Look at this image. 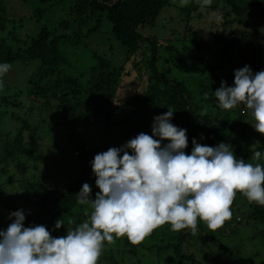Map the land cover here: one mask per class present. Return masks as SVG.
Here are the masks:
<instances>
[{"label":"trees","instance_id":"trees-1","mask_svg":"<svg viewBox=\"0 0 264 264\" xmlns=\"http://www.w3.org/2000/svg\"><path fill=\"white\" fill-rule=\"evenodd\" d=\"M21 1L25 2V0ZM30 1L46 6L51 3L63 4V1L66 0ZM221 2L223 9L220 8L221 4L218 3L213 7L206 6L203 10L198 5L193 10L187 8L185 11L182 10L181 3L180 5L177 4L178 8L176 7L175 11L180 12L179 16L181 22H183L184 31L182 34L179 31L176 32V35L172 36L173 40L168 41L166 38L155 40L157 39L155 37H143L141 32L143 28L153 27L163 10L173 8L169 6L167 0H71L70 7L67 8V11H70L71 20L60 22L59 27L65 31L71 25H74L76 29L79 27H88V29L82 35L74 34L71 45L63 50L61 42L68 43V40L60 36L55 39L52 38V33L46 26H42L36 34H28V40L20 42L23 47H27L22 49L21 45L19 46L20 40L16 39L18 31L21 29L20 26H22V23L25 25V20H42L43 13L38 10L36 12H39V14L20 17L16 22V20H11L8 17L4 5L2 6L3 0H0V33L6 31L10 22L12 24L10 33L17 44L15 51L12 46L0 38V64L7 63L11 66L24 65L29 62L39 64L28 76L24 97L19 96L18 99H15L14 92L8 95L0 94V103L8 106L5 112H0V230H4L3 219L10 220L5 212L16 211L11 208L13 202H9L12 198L10 190L14 187L23 186L27 180H32L31 169L27 166V162L38 160V157H40L39 151L43 147H48L45 144V146L43 144L40 146L32 144L31 140L33 138H31V135L26 134L30 130L39 128V126L26 122V119L20 115L22 105H26L30 96H34L33 104L36 105L37 111H47V115L51 111L56 112L54 118L60 122V129L61 127L65 129L68 127L77 133V140L76 137L68 139L71 142L72 150H76L77 147L81 152L79 159L86 156L83 152V145H81L83 143L78 142L80 133H85V137L86 133L102 134L101 131H104V125L108 118V122L112 123L110 119L114 115L112 113L115 110L113 106L117 104V106L127 108L129 111L124 117L125 123L129 121V118L135 117V115L138 117L140 114L146 115L144 120L146 119L150 123L145 124L140 120V124L130 133L133 138L136 136L139 127L151 129L152 118L167 112L168 108H171L174 111L172 118L174 125L178 127V123H180L178 128L187 130L188 146L185 149L186 154H189V150L193 147V139L199 144L213 147L217 146L220 143L217 141L221 139L232 146L237 158H243L245 162H258L264 165V159L251 160L254 151L264 153V139L258 137L261 141L256 142L255 139L258 138L251 137V129L245 124L247 123L245 119L243 120V117L250 115L247 112L248 110H245L246 114L242 118L237 116L236 123V120H234L233 124L238 126L241 119L240 124H244L246 127L243 126L238 129V133L232 134L231 139L225 134L226 129L229 128L230 130V121L227 117H229L228 114L231 111L226 110L227 119L224 122L218 120L216 115L223 110L219 107V102L214 95L216 89L221 86L222 80L226 81L229 87L234 84V77L223 76L218 78L216 74L222 69L221 66L229 63L227 59L229 56L231 57V53L241 50L242 45L244 49L249 45V48L255 47L252 51L257 50L254 53L257 54V57L264 54V43L257 42V39L261 37V31H258L255 26L249 27L247 23L240 29L238 22H236L234 24L236 27L234 26L232 30L229 28L233 26L232 21L229 20L231 15V11L228 10L229 5L232 8L234 7L232 4L236 2L237 4L242 3L244 9L256 8L263 19L262 24L264 27V0H221ZM231 10L235 12L234 9ZM213 13H217L220 19L219 23L215 22L216 26L212 27L216 33L210 31L208 37L199 36L201 29H195L193 23L195 20L199 21ZM35 16L37 17L35 18ZM168 22L171 24V30L174 31L172 25L174 19H170ZM16 23H19V25L16 26ZM218 31L220 34L217 33ZM103 34L105 42H109L111 40L110 35H112L114 40L118 41L119 46H122L126 53L129 52L128 54H136L140 49L145 53V55L143 54L145 59L143 64L148 69L145 91L140 94L136 92L128 99L121 97V100H119L117 95L122 91L121 89L118 92L121 86L120 81L126 73L123 67L124 64L121 63L116 66L108 59H100L102 57L96 51L89 56L92 60V63L88 66L89 70H84L78 74L87 73L90 75L92 71H96L94 75L97 80L93 81L90 78L91 83L94 82V84L88 86L86 91L77 89L76 76L72 74L77 73L78 63L84 56L86 49L84 38H97L99 44H102L100 41L103 42V39L99 36ZM142 46L144 47L142 48ZM213 51L217 52V57L213 54ZM64 52L66 55L73 56L75 64H78L76 67L67 64L65 54L62 55ZM235 53L231 59H233ZM124 57L126 58L128 55ZM209 57L212 60L215 58V61L217 59L219 63L211 65L213 63ZM158 64L161 65L160 68H157L156 65ZM199 64L202 65L199 66ZM215 71L217 72L215 73ZM126 74L129 75V73ZM50 78H56L54 85L51 86L46 81L44 88L39 87L41 81ZM28 85L31 87H28ZM70 89L73 90V96L68 98L67 91ZM49 90L53 91L49 92ZM59 90H61V94L58 98L55 91ZM92 98L94 100L90 101ZM11 99H14V103L9 101ZM51 99L57 100L54 107L55 111L50 108L52 105L50 103ZM36 102H39V105ZM205 109L206 113L201 115L202 112H205ZM213 115V120H211L210 116ZM49 120L45 123L46 127L49 124L53 125L50 117ZM237 126L233 125L231 128ZM65 129L61 134L65 132ZM200 129H206L207 133L201 135L199 133ZM242 129L244 131L240 133ZM50 139L51 134L46 137V140L49 141ZM50 153L53 154L54 160H58L60 157L57 149L54 152L52 148ZM41 157L43 156L41 155ZM86 160L87 158H84V163H86ZM90 181L88 182L89 185ZM84 183L86 182H82L76 190L71 185L59 190H51L47 194L34 196L33 201L27 197L30 199L31 207L29 209L31 211L26 212L24 210L25 221L28 222L29 226L44 225L53 237L65 236L68 228H75L85 221L88 218L86 213L90 214L92 211L89 208L83 211L79 210L77 214L74 213L75 207L80 206L77 205V193ZM95 196L96 193L93 200ZM237 198L239 201H235ZM246 200L242 193H236L234 202H237V204H232L231 209L235 208V213L238 216L234 220L226 221L224 226L215 232H211L206 224L199 219L197 222L198 236H189L190 229L174 232L171 231V225H163L146 236L139 244H132L126 236L115 239V243L109 244V247H111L109 250H103V257L100 256L98 264H123L125 255L135 256L137 264H200L199 259L190 251L191 244L195 242L194 239L198 238L201 240L200 244H209L212 248H216L215 252H219L218 256L222 258L221 264H233L234 262L237 264H254L255 262L264 264V206L255 202H247V205H245ZM242 206H246V209ZM240 209L245 210L243 213L244 218L239 214L238 210ZM58 219H64L65 222L60 229L55 228V222ZM69 219L73 220L74 223L69 224ZM11 222L12 220L7 224ZM232 222L245 223V226L257 224L259 229L256 235H251L243 243L235 245L237 249L242 247L244 254L241 255L235 253V249L231 244L223 245L222 243V240L229 235L231 236L239 227L229 225ZM256 238L262 246L256 247V250L253 251L254 249L251 250L249 247L250 243L254 242ZM106 244L108 243L106 242ZM252 246L254 248V245ZM247 249L249 250L247 251Z\"/></svg>","mask_w":264,"mask_h":264},{"label":"clouds","instance_id":"clouds-1","mask_svg":"<svg viewBox=\"0 0 264 264\" xmlns=\"http://www.w3.org/2000/svg\"><path fill=\"white\" fill-rule=\"evenodd\" d=\"M212 2L198 0L202 10ZM187 3L181 0V6ZM10 68L0 64V77ZM214 95L222 109L246 107L255 121L252 126L264 135V71L253 74L245 65L234 71V86L222 80ZM173 113L168 108L153 118L151 136L141 132L120 148L94 156L92 172L100 191L93 200L90 185H82L77 202L92 211L65 236L53 237L44 225L25 227L24 210L11 212L12 223L0 230V264H98L105 241L113 244L126 236L139 244L165 224L171 231L190 229L196 236L199 219L215 232L231 220L237 192L264 206V165L237 158L223 142L213 147L193 139L191 154H186L187 130L170 122ZM261 155L254 151L251 160L259 161ZM64 223L58 219L55 228Z\"/></svg>","mask_w":264,"mask_h":264},{"label":"rangeland","instance_id":"rangeland-1","mask_svg":"<svg viewBox=\"0 0 264 264\" xmlns=\"http://www.w3.org/2000/svg\"><path fill=\"white\" fill-rule=\"evenodd\" d=\"M70 1L71 0L63 1L64 2L63 4L62 3H51L46 6H43V5L41 6L37 2H31L30 0L28 1L25 0V2L24 1L22 2L21 0H3L2 6L4 5V8L6 9L8 17L11 20L12 19L16 20V22L18 18L20 17H29L30 15L39 14V12H36L38 10L42 11L43 13V16H41L42 20L40 21L25 20V25L22 23V26H20L21 29L18 31L16 35V39L20 40L19 46L21 45L20 42H25L24 40H28L27 38L29 37L28 34H32V35L36 34L37 31L42 26H46L48 30L52 33V38L55 39L60 36V37H65L68 40V43L64 41L61 42L63 50H65L71 45L72 43L71 41L74 38V34L82 35L85 33V30L88 29V27H81V28L79 27L76 29L74 25H71V27L67 29V31H65L63 28L59 27L60 22L64 20L65 21L71 20L70 11L69 10L67 11V8L70 7ZM167 2L169 6L173 8H167L163 10L162 13L159 15L160 17L157 18L156 23L153 27L143 28L141 30L143 37H155L157 38L155 40H159L161 38H162L161 40H164V38H166L168 41H170L171 39L173 40L172 36L176 35V32L179 31L180 34L183 33L184 27H183V22H181L180 20V16H179L180 12L175 11L177 4L180 5L181 0H167ZM220 2L221 0H213L211 7L215 6L216 4ZM198 5H199L198 0H188L187 5L181 6V8L184 11L187 8H189L190 10H193ZM232 6L234 7L231 8V6L229 5V8H228V10L231 11L229 20H231L232 21L231 24H233V26L229 28L232 30L234 26L236 27V25H234L236 24V22H238L239 28L240 27L242 28L244 25L248 23L249 27L255 26L258 29V31H261V37L257 39V42L264 43V35H263L264 27L262 24L263 19L259 15L257 9L256 8L244 9L242 3L237 4L236 2H234ZM220 8L223 9L222 4L220 5ZM231 9H234L235 12H233ZM263 9H264V6H263ZM36 17L37 16H35V18ZM218 17L219 16L217 15V13H213V14L203 17L199 21L195 20V22L193 23L195 29H198V28L201 29V31L199 32V36L208 37L210 31H213V33H216L215 29H213L212 27L216 26L215 22L219 23L220 19H217ZM170 19H174V22H172L174 31L171 30V24L170 22H168ZM13 25L15 26V24ZM17 25H19V23H16V26ZM11 27H12V24H10L9 22V24L7 25L6 31L3 33H0V38L5 40V42L8 45L12 46L14 50L16 51L17 44L11 36V33H10ZM27 27L29 28L27 29ZM217 33L220 34L219 31ZM103 36L104 34L102 36L101 35L99 36L100 38L103 39V42L100 41L102 44H99V39L97 38H92V39L88 37L84 38V41L86 43V49L84 51V56L81 58V61L78 63L79 65L75 64L73 56H70L69 54L66 55L65 52L62 54V55L65 54V61L67 62L69 66L71 67H76L77 65L79 66V68L77 69V73L72 74L76 76L77 89L86 91L88 89V86H91L92 83L94 84V82L91 83V81L97 80L94 75L96 71H92L90 75L87 73H83L80 75L78 74V73H82L84 70L86 71L89 70L88 66L92 63V60L89 58V56L90 54L96 51L98 55L102 57L100 58L98 56L100 59H103V60L108 59L110 62H112L116 66L123 63L124 71L126 73H129V75L125 73L126 75L124 74V76H122L121 78V81H120L121 86L118 92H120L121 89L122 91L120 94L118 93L117 95V98L119 100H121V97L128 99L129 96L131 97L136 92L137 94H140L141 92L145 91L146 86H147V80H146L147 73L146 72L148 71V69L145 68V65L143 64L145 62V59H144L145 53H143V51L140 49L139 51L136 52V54L135 53L133 55L128 54L129 52L126 53L123 50V47L119 46L118 41L114 40V37L112 35H110L111 40L109 42L108 41L105 42ZM65 43L67 44L65 45ZM251 45L253 46V44ZM143 47L144 46H142V48ZM21 48L26 49L27 47H23L21 45ZM253 49H255L254 46L252 48H249V45H247L246 48L244 49V46L242 45L241 50L234 51L233 53H231L230 55L232 57L233 54L236 52L233 59H231V57L229 56V58L227 59L229 63L226 64L225 66H221L222 69L220 71L218 72L215 71V73L217 72L216 74L218 78L223 77V76L234 77V71L239 68L244 67L245 65L250 66L253 74L259 71H264V54H261L259 57H257V54H254L257 52V50L252 51ZM213 54L216 57L218 55L216 51H213ZM126 55H128V57L125 58L124 56ZM123 57L125 59V62H124ZM210 60L213 63L211 65H216L219 63L217 59L215 61V58L214 60L210 58ZM200 65L202 64H199V66ZM38 66L39 64L37 62H29L28 64L26 63L24 65L11 66L10 70L7 73H5L2 77H0V81H2V83H0V94L4 93V95H8L14 92L13 96L15 99L16 98L18 99L19 96H23L25 94L24 93L25 88L27 87L26 82L28 80V76L31 73V71L37 68ZM156 66L157 68L161 67L160 64ZM61 76L63 77V74ZM90 78H92V80ZM46 81L52 86L56 83V78H50L48 80L45 79L41 81L39 87L44 88L45 84L47 83ZM231 86H234V84H231L230 87ZM28 87H31V86L28 85ZM52 91L53 90H49V92H52ZM55 92L59 98L60 96L59 94H61V90L55 91ZM72 94H73L72 89L67 91L68 98L72 97L73 96ZM25 98L27 97L25 96ZM33 98L34 96H30L29 100H31L32 102L30 103V101L28 100L26 105H22V110L20 112V115H22V118L26 119V122H29V124L34 125V126H39V128L35 129L36 131L30 130V132L26 133L27 135H31V138H33L31 140L32 144H36L38 146L43 144V146L46 145L48 147H43L39 151L40 157H38V160H30L27 162V166L31 169L30 174L32 176V180L31 181L27 180L23 186L14 187L10 190L11 192L10 194L12 198L9 202H13V205L11 207L13 210L23 209L26 212H29L31 211V209H29V207H31L29 200L32 199L33 201L34 196H40V195L47 194L51 190L54 191V190H59L60 188H66L68 185H71L76 190L77 187H79L82 182L88 183L90 180H91L90 181V187H91L90 198L93 199L94 194L100 191L99 188L96 186V183H95L96 177L92 172L91 162L93 161L94 156L98 153L107 151L110 147L120 148L127 141L132 139L133 136H131L130 133L131 131H133L134 128H136L137 125L140 124L139 123L140 120H142L145 124H150L148 123V121H146V119L144 120V116L146 117V115L144 114H140L138 115V117L137 115H135V117L129 118V121L125 123L124 117L129 112L128 109L121 107V106H117V104H114L113 108H115V110L112 111L114 115L110 119V122L112 123L108 122L109 120L108 118V120L106 121L104 125L105 126L104 131H101L103 132L102 134L100 133L89 134L88 133L89 134L88 135L86 133V137H85L84 136L85 133L83 132L82 134L80 133L78 142L83 143L81 145H83L82 146L83 152L86 156H82V159H79V157L81 156V152L78 150L77 147H76V150H72V147L70 144L71 142L68 139L70 137H73V138L76 137V140H77V137H78L77 133L73 132V130L69 129L68 127L66 129L61 127L60 129V125H59L60 122H58L54 118V116H56V112L51 111L49 115H47L46 114L47 111H43V112L37 111L36 105L33 104V101H34ZM51 100L52 101H50V103L52 105L50 106V108L51 110L55 111L54 107L57 103V100L55 101L53 99ZM93 100H94L93 98L90 99V101H93ZM9 101L14 103V99H11ZM36 103L39 105V102H36ZM6 109H8V106H6L3 103H0V112H5ZM221 110L223 111L217 114L216 117L218 120H221L223 122L228 118V120L230 121V125H229L230 130L229 128L228 130L226 129L225 134L229 138L232 139L231 135L237 134L238 129L245 126L244 124H240L241 119H240L238 126L237 124H233L234 120H236L235 121L236 123L237 116H241L240 118L245 116L246 114L245 110H248V109L244 107L243 105L237 106L236 108L228 111V112L231 111L228 114L229 117H227V114H226L227 111L225 109L221 108ZM247 112H249L250 115L243 117V120L245 119V122H247L245 124H247V126H249V129H251V137L252 138L263 137L264 139V135L260 133H256L257 131L252 126V124H254L253 122L255 121L250 111L248 110ZM44 114L46 115L44 116ZM48 116L51 118L53 125L49 124V126L46 127L45 123L47 121H50ZM210 117H211V120H213L214 115ZM173 121L174 120L172 119L170 122L172 124H175ZM151 124H153V118H152ZM233 125L237 127L231 128ZM179 126H180V123H178V127ZM150 128L151 129L148 130V129L139 127L136 136L140 134L141 132L146 133L151 136L152 127ZM64 129H65V132L61 134V132ZM243 131L244 130L242 129L240 133ZM71 133L73 134L70 135ZM199 133L201 135H205L207 133V130L200 129ZM50 134H51V139L49 140L50 141L49 142L48 140H46V137L47 135H50ZM154 138L158 139V137H154ZM259 138L255 139V141L260 142L261 140H259ZM217 142L225 143V140L220 139ZM50 143L55 147V149ZM161 143L163 145V144L168 143V141H162ZM52 148L54 152L57 149V151L60 153V157L58 158V160H54L53 154L50 153ZM191 150L192 148L189 150V154H191ZM129 153L131 154L130 150H129ZM41 155L43 157H41ZM84 158L85 159L87 158L86 163H84L83 161ZM262 159H264V153L261 155V160ZM27 197L30 199H28ZM235 201H239L238 198ZM247 202L249 201L246 200L245 205H247ZM233 204H237V202H234ZM77 205H80V206L75 207L74 213L76 214L79 210L83 211V210L91 208L89 205H81L79 203ZM242 207L246 209V206H242ZM231 211L233 213L231 220H234L238 216V214L235 213L236 212L235 208L231 209ZM238 211L241 217L244 218L245 216L243 213L245 210L240 209ZM10 213L11 212L9 213L5 212L7 218H9ZM9 221L10 220L7 221L6 219H3L4 230H6L8 225L10 224V223L7 224V222ZM244 224L242 223L237 224L235 222L229 223V225H233V227L234 226H239V227L236 232L231 234V236L229 235L226 239L222 240L223 245L231 244L234 247L235 253L237 255L244 254V251L241 249L242 247L237 249L235 245L243 243L248 238H250L251 235L252 236L256 235L259 232L257 224H251V226L249 225L245 226ZM165 225L170 226V224H165ZM24 226L29 227L28 222L25 221ZM229 231H230V228H229ZM189 233H190L189 236H191V232ZM194 241H195L194 244H191L190 251L193 252L194 255L199 259L200 264H221L222 263V258H220L221 256H218V254L220 253L215 252L216 248H212L211 246H209V244H200L201 240L199 238L194 239ZM254 242H251L250 247H249V249L251 250L254 249L253 251L256 250V247L262 246L261 242H259L257 238L254 240ZM252 245H254V248ZM110 248L111 247H109V244H106L105 242L104 249L107 251ZM249 249H247V251ZM125 256L126 257L123 259L124 261L123 264H137V260L135 256H128V255H125ZM102 257H103V254L101 255V258ZM233 264H237V263L234 262ZM254 264H260V263L255 262Z\"/></svg>","mask_w":264,"mask_h":264}]
</instances>
